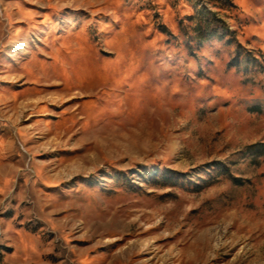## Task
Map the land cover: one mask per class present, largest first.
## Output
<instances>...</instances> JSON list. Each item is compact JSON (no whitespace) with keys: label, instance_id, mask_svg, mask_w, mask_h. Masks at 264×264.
Returning <instances> with one entry per match:
<instances>
[{"label":"rangeland","instance_id":"obj_1","mask_svg":"<svg viewBox=\"0 0 264 264\" xmlns=\"http://www.w3.org/2000/svg\"><path fill=\"white\" fill-rule=\"evenodd\" d=\"M0 264H264V0H0Z\"/></svg>","mask_w":264,"mask_h":264}]
</instances>
